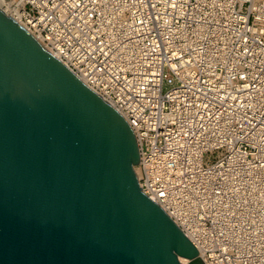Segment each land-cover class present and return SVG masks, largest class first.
<instances>
[{
    "label": "built area",
    "instance_id": "built-area-1",
    "mask_svg": "<svg viewBox=\"0 0 264 264\" xmlns=\"http://www.w3.org/2000/svg\"><path fill=\"white\" fill-rule=\"evenodd\" d=\"M1 1L127 121L204 264H264V0Z\"/></svg>",
    "mask_w": 264,
    "mask_h": 264
},
{
    "label": "water",
    "instance_id": "water-1",
    "mask_svg": "<svg viewBox=\"0 0 264 264\" xmlns=\"http://www.w3.org/2000/svg\"><path fill=\"white\" fill-rule=\"evenodd\" d=\"M138 161L123 116L0 8V264H204Z\"/></svg>",
    "mask_w": 264,
    "mask_h": 264
},
{
    "label": "bare ground",
    "instance_id": "bare-ground-1",
    "mask_svg": "<svg viewBox=\"0 0 264 264\" xmlns=\"http://www.w3.org/2000/svg\"><path fill=\"white\" fill-rule=\"evenodd\" d=\"M0 8L3 9L4 11H7V8H5L3 5H2V1L0 0Z\"/></svg>",
    "mask_w": 264,
    "mask_h": 264
}]
</instances>
